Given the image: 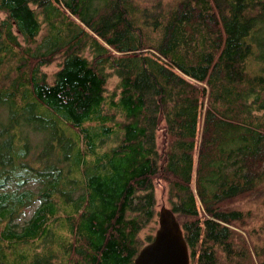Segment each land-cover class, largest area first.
Segmentation results:
<instances>
[{
	"label": "trees",
	"instance_id": "obj_1",
	"mask_svg": "<svg viewBox=\"0 0 264 264\" xmlns=\"http://www.w3.org/2000/svg\"><path fill=\"white\" fill-rule=\"evenodd\" d=\"M144 1L0 0V264H134L161 184L190 264H264V0Z\"/></svg>",
	"mask_w": 264,
	"mask_h": 264
},
{
	"label": "water",
	"instance_id": "obj_2",
	"mask_svg": "<svg viewBox=\"0 0 264 264\" xmlns=\"http://www.w3.org/2000/svg\"><path fill=\"white\" fill-rule=\"evenodd\" d=\"M158 219L153 240L141 248L134 264H190L188 244L175 213L162 207Z\"/></svg>",
	"mask_w": 264,
	"mask_h": 264
},
{
	"label": "rangeland",
	"instance_id": "obj_3",
	"mask_svg": "<svg viewBox=\"0 0 264 264\" xmlns=\"http://www.w3.org/2000/svg\"><path fill=\"white\" fill-rule=\"evenodd\" d=\"M173 0H163V2H171ZM157 2V0H145L143 5L145 6H151L152 3ZM145 53L151 54L152 50H145ZM121 54V53H120ZM122 55V54H121ZM60 58H57L52 63H50L47 66L43 67V70L47 73L50 80L53 78V74L59 69ZM117 76L115 74H112L109 82H108V94L111 93L117 83ZM204 115V114H203ZM203 115L199 118L198 123V137H197V146L195 150V168L198 161V153H199V146L201 143V135H202V127H203ZM121 119L120 116H117V119ZM192 187L194 192H196V178H195V172L193 175V181H192ZM156 196H157V210L159 211L162 207H171L170 205V198L168 195L167 185L161 184L156 189ZM264 199V191L262 190L260 193L258 191V194H251L247 196H242L240 198H236L230 202H227L225 207L226 208H237V209H243L248 210L250 209L252 212V218L250 224L247 226V228H260V237L259 242L262 241V238L264 237V206L262 205V200ZM200 206V210L202 209V205L199 202L198 204ZM153 225V224H152ZM158 227H159V219H158ZM151 227L148 226L146 230L142 233V238L144 241H146V237L143 236L149 234L151 231Z\"/></svg>",
	"mask_w": 264,
	"mask_h": 264
}]
</instances>
